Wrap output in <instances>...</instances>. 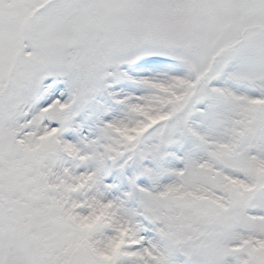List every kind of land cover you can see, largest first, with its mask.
I'll use <instances>...</instances> for the list:
<instances>
[{"label": "snow or ice", "instance_id": "obj_1", "mask_svg": "<svg viewBox=\"0 0 264 264\" xmlns=\"http://www.w3.org/2000/svg\"><path fill=\"white\" fill-rule=\"evenodd\" d=\"M0 264H264V0H0Z\"/></svg>", "mask_w": 264, "mask_h": 264}]
</instances>
